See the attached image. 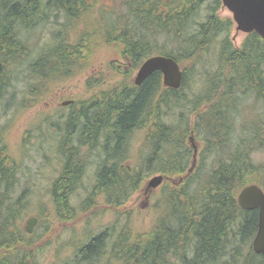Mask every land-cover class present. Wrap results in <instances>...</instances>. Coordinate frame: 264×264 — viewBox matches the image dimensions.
<instances>
[{"label": "trees", "instance_id": "1", "mask_svg": "<svg viewBox=\"0 0 264 264\" xmlns=\"http://www.w3.org/2000/svg\"><path fill=\"white\" fill-rule=\"evenodd\" d=\"M97 2L0 0L1 60L3 56L14 60L23 30L60 12L70 19L83 17L85 27L76 42L64 40L63 25L55 46L27 66L41 84L36 96L50 83L68 77L80 65L75 56L80 61L95 43L115 51L126 64L117 63L132 73L157 55L174 59L182 70L178 90L164 87L161 73L154 72L138 87L122 82L98 93L68 116L66 124L72 128L63 140L61 171L49 190L55 218L76 213L71 199L85 164L77 147L68 145L73 134L78 147L97 149L103 157L90 197L98 194L106 204L118 207L149 174L176 182L174 187L167 185L165 205L158 204V215L147 231L113 241L105 260L106 241L111 238L106 228L79 247L74 264H264L252 250L258 211L243 210L237 202L244 187L264 186V164L252 156L264 150V117L253 114L258 121L253 128L248 123L244 137L236 139L234 133L239 117L235 94L264 96V40L250 33L239 49L232 48V20L217 15L221 0H120V9L105 17L94 12ZM208 54L212 55L206 61ZM116 65L110 67L121 77L132 74ZM4 70L5 66L0 95L6 91ZM136 131L144 134L148 157L139 173H130L120 165ZM193 131L202 138L203 152L191 174L186 171L191 154L186 141ZM15 166L5 146H0V264H38L36 243L21 229L22 199L12 197ZM116 184L121 190L114 189Z\"/></svg>", "mask_w": 264, "mask_h": 264}, {"label": "rangeland", "instance_id": "2", "mask_svg": "<svg viewBox=\"0 0 264 264\" xmlns=\"http://www.w3.org/2000/svg\"><path fill=\"white\" fill-rule=\"evenodd\" d=\"M119 9L120 0H98L94 12L105 17L109 15L106 13L117 12ZM217 15L223 21L232 19L231 13L222 5ZM63 25L64 40L69 42H76L85 27L83 17L70 19L60 12L57 17L50 16L33 28L20 33L19 40L22 46L18 53H14L15 64L8 57L3 56L2 59L5 66L3 83L6 85V91L0 95V146H5L16 165V183L13 184L12 197L22 199L21 209L24 216L21 229L26 227V222L30 218H37L30 235L36 243L35 257L38 264H74L79 247L106 228L110 229L111 238L106 241L107 255L103 258L109 259L113 241L119 242L123 240V236L132 238L152 226L159 207L163 208L165 205L162 199L167 185L173 187L176 185L174 180L166 182L167 178L163 177L157 188L147 190V183L160 175L154 173L149 174L142 182L141 188L138 187V190L118 207L106 204L98 194L90 197V192L94 188L95 173L103 157L97 149L91 151L78 147L73 134L68 145L77 147L79 159L85 164L81 182L71 199V206L76 213L74 217L66 216V219L54 217L49 190L61 171V161L64 159L63 140L67 137V131L72 128V125L66 124L68 116L72 111H77L81 102L85 103L98 93L112 89L122 82L133 83L136 75V71L132 73L128 67L121 65L126 63H122L115 51L102 43H95L88 48L91 53H83L80 61L79 57L75 56L77 57L75 64L80 65L71 69L68 77L50 83L46 91L36 96L41 90V84L31 77L27 70L29 64L25 62H32L42 51H50L58 40L56 33ZM74 27L76 29H73ZM245 38L246 35L236 31L233 23L229 31L232 48L239 49ZM211 55L208 54L205 60L208 61ZM119 61L121 64L117 63ZM44 62L41 64H45ZM111 63L119 64V70L132 74L121 77L110 67ZM195 79L197 78H192V81H197ZM236 98L239 117L234 133L236 139H239L248 133L249 125L251 128L254 127L258 121L254 117L256 114L264 117V96L256 98L254 94L245 92L236 93ZM65 102L70 103L63 105ZM143 140L144 134L136 131L127 142L128 151H125L127 158H122L121 162L122 166L130 168V173H139L140 167L148 157V148ZM186 142L187 148L191 150L186 171L190 170L192 174L195 172L194 168L199 165L203 141L201 136L198 137L193 131ZM193 145L196 147L197 158L194 164ZM252 156L256 163L264 164V150ZM210 161L208 159V166ZM121 187L116 184L114 189L118 191ZM262 188L264 189V186ZM88 196L90 199L86 200ZM86 201L87 208L84 212Z\"/></svg>", "mask_w": 264, "mask_h": 264}, {"label": "water", "instance_id": "3", "mask_svg": "<svg viewBox=\"0 0 264 264\" xmlns=\"http://www.w3.org/2000/svg\"><path fill=\"white\" fill-rule=\"evenodd\" d=\"M222 6L231 13L236 31L257 34L264 40V0H221ZM2 64L0 63V73ZM154 72L162 75L164 87L178 90L182 82V70L179 64L166 56H152L139 67L134 78V85H141ZM70 102H65L67 105ZM192 140V139H191ZM194 148V145L192 146ZM163 180V176L153 177L146 186L147 190L157 188ZM238 205L243 210L258 211V228L252 241V250L260 255L264 261V190L256 184L244 187L238 194ZM37 222L36 218H30L25 227L30 234Z\"/></svg>", "mask_w": 264, "mask_h": 264}, {"label": "flooded vegetation", "instance_id": "4", "mask_svg": "<svg viewBox=\"0 0 264 264\" xmlns=\"http://www.w3.org/2000/svg\"><path fill=\"white\" fill-rule=\"evenodd\" d=\"M0 62H1V64H2V70H1V73H2V71H3V69H4V64H3V62H2L1 59H0ZM12 63L15 64L16 61L13 60ZM31 63H32V62H28V61L25 62V64H31ZM61 64H62V63H61ZM68 64H72V63H68ZM1 73H0V75H1ZM192 150H193V151H192V153H193V154H192V157H193V160H194V161H193V164H194V162H195V163L197 162V158H196V156H195V153H196V147L194 146V148H192ZM193 164H192V165H193ZM120 167H121V169H122V167H124V166H122V164H121ZM125 168H126L127 170H129V172H130V168H129L128 166H126ZM121 169H120V170H121ZM194 169H195V168H194ZM188 172H189V170H188ZM163 177H164V176H163Z\"/></svg>", "mask_w": 264, "mask_h": 264}]
</instances>
